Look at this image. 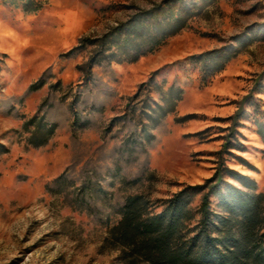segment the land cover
Segmentation results:
<instances>
[{
	"label": "rangeland",
	"instance_id": "1",
	"mask_svg": "<svg viewBox=\"0 0 264 264\" xmlns=\"http://www.w3.org/2000/svg\"><path fill=\"white\" fill-rule=\"evenodd\" d=\"M238 174L264 194V0H0V264H122L127 196Z\"/></svg>",
	"mask_w": 264,
	"mask_h": 264
},
{
	"label": "trees",
	"instance_id": "2",
	"mask_svg": "<svg viewBox=\"0 0 264 264\" xmlns=\"http://www.w3.org/2000/svg\"><path fill=\"white\" fill-rule=\"evenodd\" d=\"M144 15L134 17L131 32L150 19ZM171 27L174 34L182 25ZM238 176L247 189L230 183L224 190L217 184L188 185L158 211L143 193L127 196L102 248L117 251L122 264H264V194L253 191L252 179ZM197 194L201 198L194 206Z\"/></svg>",
	"mask_w": 264,
	"mask_h": 264
}]
</instances>
